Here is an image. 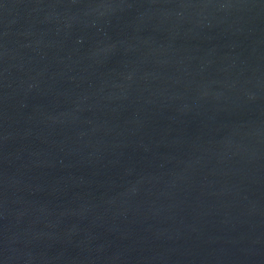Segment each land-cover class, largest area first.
<instances>
[{
  "label": "water",
  "instance_id": "water-1",
  "mask_svg": "<svg viewBox=\"0 0 264 264\" xmlns=\"http://www.w3.org/2000/svg\"><path fill=\"white\" fill-rule=\"evenodd\" d=\"M0 264H264V0H0Z\"/></svg>",
  "mask_w": 264,
  "mask_h": 264
}]
</instances>
